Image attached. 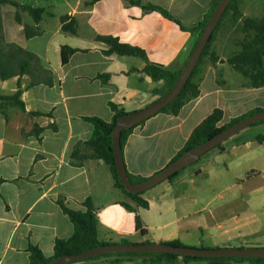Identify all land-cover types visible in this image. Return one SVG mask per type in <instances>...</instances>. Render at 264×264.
I'll use <instances>...</instances> for the list:
<instances>
[{
    "label": "crops",
    "instance_id": "crops-1",
    "mask_svg": "<svg viewBox=\"0 0 264 264\" xmlns=\"http://www.w3.org/2000/svg\"><path fill=\"white\" fill-rule=\"evenodd\" d=\"M44 9L38 23L27 11L0 7L5 43L35 56L29 73L0 80V95L21 90L25 111L13 105L0 114V264H29L28 248L53 256L56 239H68L74 227L59 206L83 211L89 198L97 217V239L105 243H166L193 248H264V123L247 127L179 171L143 192L148 207H139L114 186L102 160L88 155L82 144L93 127L83 118L111 123L109 104L130 113L164 96L170 85L144 73L147 61L180 71L197 36L181 29L203 20L217 0H15ZM158 6L174 20L145 5ZM238 17L227 14L218 26L208 55L193 78L199 95L177 115L157 113L133 129L123 148L127 173L149 178L165 168L183 149L192 131L213 110L222 112L218 126L264 110V87L228 63L240 51L238 39L245 19L264 18V0H237ZM18 12L20 22L15 15ZM62 18L74 24L63 31ZM38 35L27 38L25 31ZM98 37H112L141 49L135 56L104 54L109 46ZM241 44V43H240ZM75 52L61 63V49ZM216 60H211V56ZM100 75H107L103 82ZM51 79L52 85H47ZM33 83L31 86L30 84ZM41 113L42 115H32ZM255 128L256 130H252ZM190 167V166H188ZM128 204L133 211L126 209ZM136 218L146 231L136 229ZM69 264H156L143 256H107ZM158 264H254L250 261H184Z\"/></svg>",
    "mask_w": 264,
    "mask_h": 264
},
{
    "label": "trees",
    "instance_id": "trees-1",
    "mask_svg": "<svg viewBox=\"0 0 264 264\" xmlns=\"http://www.w3.org/2000/svg\"><path fill=\"white\" fill-rule=\"evenodd\" d=\"M128 1L131 4L140 5V3L137 1H133V0H128ZM219 1L220 0H217L216 2L213 3L209 12L204 16L202 21H200L196 25L189 27V28L181 26V29L184 31H188L190 33H195L197 36V40H198L206 22L210 18L211 14L213 13ZM3 5H11L14 8H16L17 11L18 10L27 11L35 23H38L40 21L41 16L44 13V9L21 6L15 0H0V7ZM143 8L145 10L157 11L161 15H163L165 18L176 22L170 14H168L165 10L161 9L158 6L148 4V5L143 6ZM230 11L233 13L232 15L235 18L238 17L239 13L237 10V0H232L231 3L228 5L223 16L218 22L216 28L214 29L210 40L206 44L203 50V53L201 54L198 60L197 65L195 66L194 70L192 71L189 79L187 80L186 84L184 85L179 95L176 97V99L171 104H169L166 108L161 110L159 113H168L171 115H177L180 109L186 103L198 97L199 95L198 84L194 82L193 78L196 74L198 66L200 65L204 57L208 55L211 42L214 38V35H215V32L218 26L220 25L221 21L226 17V15ZM15 19L17 22H20L18 12L15 15ZM62 23H63V27H62L63 31L70 32V33L75 32L74 24L72 22L66 23V18H62ZM38 33L39 31L37 29L36 30L34 29L32 33H28L25 31V36L27 38H30L32 36L38 35ZM242 33L245 34V39L240 44V51L233 53L229 57L228 63L233 66L235 71H237L244 78H247L249 80V85L251 87L253 88L264 87V18L263 19H245L243 21ZM97 39L98 41H101L109 46V49L104 51V54L106 55L117 54L121 56H135V57H139L147 61V57L145 53L139 48L132 47L127 44H123L119 42V40H117L116 38H112V37H98ZM74 52H75L74 49H71L69 47H62L61 63L66 64L68 62L69 57ZM211 58H212L211 59L212 61L217 59L213 55L211 56ZM34 61H36V58L31 53L23 50L22 48L16 45H8L5 43L3 27H2V20L0 17V80L5 81L12 77H16V76L20 77L22 75L28 74L30 65ZM182 69L178 72H171V71L164 69L162 66H159L157 64H152L147 61L146 67L144 69V73L150 76L151 79L154 81L163 80L167 82L171 88L174 85L179 74L181 73ZM99 78H101L103 82H106L108 79V76L100 75ZM30 85L32 86L33 83H31ZM47 85H52L51 79L47 81ZM20 96H21L20 89H18L11 96H1L0 95V114L5 116L4 110H5V106L7 105L16 106L21 111L24 112L25 111L24 104L20 100ZM109 107L114 112V116H113L111 123H106L105 121L97 117L83 118L84 121L90 123L93 127V131H92V134L89 140L82 144L88 150V155L80 156L78 155V149H75L74 152L72 153V157L78 158V159L92 158V159H98V160L104 161V163L108 165L109 167L112 178L114 180V186L120 189L125 194L126 197L133 200L139 207L147 208L148 207L147 202H145L144 200L140 198V195L143 193H140V194L128 193L127 191H125L120 180L118 179V175L116 173L115 164H114L111 135H112V129L115 125L116 119L121 115H125L126 113L123 110H119L113 104H109ZM260 111L262 110L257 109V110L251 111L244 116L231 120L226 125L218 126V123L221 121V118H222V112L218 109L213 110V112L208 117H206L192 131L183 149L177 154V156L172 161H174L177 157H179L184 152L189 151L201 145L202 143L206 142L207 140L213 138L214 136H216L217 134H219L224 129L228 128L229 126ZM32 115H42V114L32 113ZM144 122L145 121L121 133L120 144H121L122 150L125 146L128 136L131 134L133 129L139 125H142ZM263 123L264 121H261V122L252 124L249 127H253L259 124H263ZM256 139L259 143L264 142V134L258 135ZM178 173L179 172L173 174L168 180H172L174 177L177 176ZM127 174H128L129 181L132 184L140 183L146 180V178L132 176L129 173ZM3 181L4 180H0V185L3 183ZM59 206L61 210L63 211V213L67 215V217L73 224L74 232L72 236L66 240L56 239L54 242V246H53L54 253H53V256L50 258H45L37 247L30 246L28 248L29 264H48L53 259L58 258L62 255L79 254L83 251L111 243V242L109 243L101 242L97 239V217H96L95 209L89 198H87L83 202V208H84L83 211L72 210L66 207L62 201L59 202ZM122 206H124L126 209L130 211H133V208L130 207L126 203H122ZM136 229L140 231L141 233L146 232L142 228V224L138 218H136ZM120 243L127 244L128 242L126 240H123ZM165 244L172 245V246L185 247L178 241L166 242ZM107 256H116V257L143 256V257L151 258L152 262L156 264L161 263L163 261L172 262L179 257L177 255H172V254H106V255H101L98 257H94V258L107 257ZM94 258H91V259H94ZM181 258L184 261H211V260H214V261H250L254 264H264V259H259V258H252V259H247V258L207 259V258H199V257H181Z\"/></svg>",
    "mask_w": 264,
    "mask_h": 264
},
{
    "label": "water",
    "instance_id": "water-1",
    "mask_svg": "<svg viewBox=\"0 0 264 264\" xmlns=\"http://www.w3.org/2000/svg\"><path fill=\"white\" fill-rule=\"evenodd\" d=\"M231 1L232 0H220L218 2L213 13L206 22L190 56L186 61L185 66L169 91L152 104L139 110L126 113L125 115H121L116 119L111 135L114 164L118 179L120 180L125 191L128 193L140 194L164 181H167L173 174L193 163H196L202 156L215 149L230 137L238 134L240 131L252 124L264 121V110L254 113L224 129L222 132L202 143L201 145L184 152L161 171L147 178L146 180L136 184H132L129 181L123 160V151L120 144L121 133L153 117L176 99L189 79L195 66L197 65L206 44L210 40L214 29L216 28L218 22L220 21ZM106 254H172L179 257H199L207 259H264L263 248H193L187 246H172L165 243H110L83 251L79 254L62 255L53 259L48 264H69Z\"/></svg>",
    "mask_w": 264,
    "mask_h": 264
},
{
    "label": "rangeland",
    "instance_id": "rangeland-1",
    "mask_svg": "<svg viewBox=\"0 0 264 264\" xmlns=\"http://www.w3.org/2000/svg\"><path fill=\"white\" fill-rule=\"evenodd\" d=\"M228 14L232 15L233 13L230 11ZM233 16V15H232ZM245 39V34H241V36L238 39V45H240V43ZM252 130H256L255 128H253ZM195 163L189 165L190 167L187 166V168H189L188 170H191V168H193ZM264 249V248H263Z\"/></svg>",
    "mask_w": 264,
    "mask_h": 264
}]
</instances>
